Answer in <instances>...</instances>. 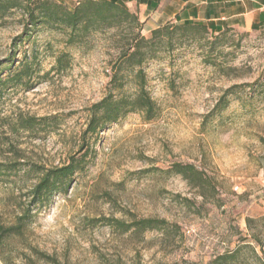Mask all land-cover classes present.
<instances>
[{"label":"rangeland","instance_id":"1","mask_svg":"<svg viewBox=\"0 0 264 264\" xmlns=\"http://www.w3.org/2000/svg\"><path fill=\"white\" fill-rule=\"evenodd\" d=\"M21 6L0 13V163L17 166L0 177V219L29 214L4 257L264 264V33L173 31L142 48L137 66L127 61L133 24L73 32ZM138 69L154 117L133 111L85 134L90 108L109 93L133 99ZM83 156L63 186L32 204L43 173ZM173 164L193 165L202 182H188ZM146 218L167 229L120 233L107 224Z\"/></svg>","mask_w":264,"mask_h":264},{"label":"trees","instance_id":"2","mask_svg":"<svg viewBox=\"0 0 264 264\" xmlns=\"http://www.w3.org/2000/svg\"><path fill=\"white\" fill-rule=\"evenodd\" d=\"M29 1V2H27ZM25 2L23 8L30 9V15L33 16L34 10L37 11V16L33 19L42 21H54V23L62 24L71 31H78L80 28L92 30L101 29H118L122 24H133L137 28V32L133 37V45L131 46V53L127 56L129 65L136 64L140 66L141 60L133 63V58L140 55L142 48L147 47L150 41L160 39L168 36L170 32L185 30L188 31L195 26L208 30L202 25L193 24H166L157 29L151 30L150 38L146 39L140 35L142 24L138 18L127 11L124 7L116 5L107 0H82L71 10L64 5L54 0H0V13L4 14L6 11L15 7H22L21 3ZM209 31V30H208ZM224 31V30H223ZM222 32V31H220ZM217 32V33H220ZM213 33V32H211ZM216 34V33H214ZM137 82V91L133 99L128 103L125 99H115L111 93L101 99L98 103L90 108V116L85 130V134L94 135L102 130L107 124L115 122L118 118L133 111L142 113L145 120H151L155 115V105L151 97L144 88V73L138 69L134 75ZM123 77L114 72L111 76L110 82L116 83V87L122 86ZM85 156L75 159L71 157L68 164L59 168L51 169L43 173L31 190L32 204L39 202L51 191L63 186L68 179L83 165ZM17 170L16 163L4 164L0 163V177L7 176ZM171 171L181 175L190 183L202 182L200 173L190 164H173ZM27 214L29 211L23 212L17 216L13 223H5L0 219V264H11L3 255V249L7 245V240L14 236H19L27 221ZM110 227L117 228L120 233H142L148 230H166L167 222L165 220L157 219H132L129 223L114 220L107 223ZM233 257L224 255L220 257L222 260H231Z\"/></svg>","mask_w":264,"mask_h":264},{"label":"crops","instance_id":"3","mask_svg":"<svg viewBox=\"0 0 264 264\" xmlns=\"http://www.w3.org/2000/svg\"><path fill=\"white\" fill-rule=\"evenodd\" d=\"M71 10L82 0H54ZM124 7L142 24L144 33L166 24L205 26L264 33V0H107Z\"/></svg>","mask_w":264,"mask_h":264}]
</instances>
